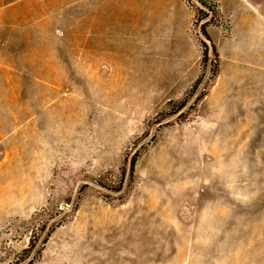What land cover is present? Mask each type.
Instances as JSON below:
<instances>
[{"label":"rangeland","instance_id":"obj_1","mask_svg":"<svg viewBox=\"0 0 264 264\" xmlns=\"http://www.w3.org/2000/svg\"><path fill=\"white\" fill-rule=\"evenodd\" d=\"M0 264H264V0H0Z\"/></svg>","mask_w":264,"mask_h":264},{"label":"trees","instance_id":"obj_2","mask_svg":"<svg viewBox=\"0 0 264 264\" xmlns=\"http://www.w3.org/2000/svg\"><path fill=\"white\" fill-rule=\"evenodd\" d=\"M203 1H204V0H203ZM197 2L201 3V2H202V0H197Z\"/></svg>","mask_w":264,"mask_h":264}]
</instances>
